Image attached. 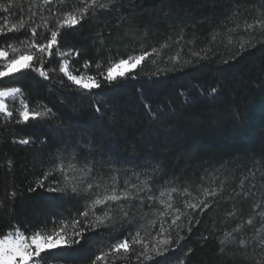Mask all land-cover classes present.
<instances>
[{"label":"trees","instance_id":"1","mask_svg":"<svg viewBox=\"0 0 264 264\" xmlns=\"http://www.w3.org/2000/svg\"><path fill=\"white\" fill-rule=\"evenodd\" d=\"M13 5L11 12H0V26L28 19L29 8L37 13L25 30L0 40L19 46L31 36L28 28L50 17L48 8L69 11L79 0L47 8L42 0H13ZM257 21H264V0H113L74 30H62L58 47L71 50L65 58L74 72L97 76L109 61L157 51L111 85L97 76L101 87L91 92L60 73L50 72L46 80L27 70L7 78L13 81L8 86L22 89L32 111L51 112L27 124L0 119V232L14 227L51 232L61 220L78 217L90 198L112 185L113 176L121 184L147 179L155 190L171 181L208 182L223 191L203 213L192 214L191 233L183 218L185 238L167 254V264H264V247L241 246L225 231L231 222L248 227V219H254V232L264 228V217L252 213L258 197L263 206L257 214L264 212V27ZM49 35L37 29V42ZM58 63L54 56L45 67ZM24 138L28 144L16 142ZM61 163L63 174L56 171ZM69 163L77 169L69 170ZM89 183L101 187L88 190ZM189 198L178 197L174 204L183 211ZM160 206L158 200L143 208L133 202L131 222L117 210L100 229L91 227L96 221L88 217L81 243L51 250L54 255L43 264H92L112 243L134 234L146 222L145 213L156 218ZM165 219L170 222L171 216ZM260 233L264 237V230ZM108 264L137 262L132 253L127 260L109 257Z\"/></svg>","mask_w":264,"mask_h":264},{"label":"snow or ice","instance_id":"2","mask_svg":"<svg viewBox=\"0 0 264 264\" xmlns=\"http://www.w3.org/2000/svg\"><path fill=\"white\" fill-rule=\"evenodd\" d=\"M65 2L66 0H42V6L47 8V6L54 3L63 5ZM112 2L113 0H107V2H104V0H79V6H74L71 10L64 12H60L59 10L53 11L51 8H48L51 14L50 17L42 16V25L37 24L35 27L28 28L27 30L30 31L31 36L19 41V46L12 43L0 44V119L6 123L27 124L31 121L43 119L51 112L50 109H45L44 111L30 110L29 104L23 99L22 89L20 87L8 86L13 81L7 78L22 74L27 70L38 73L40 77L46 80L50 78V72L60 73L68 82L80 90L91 92L93 89L101 87V80L97 79V76L111 85L118 79H124L127 75H130L146 58L152 55V53H156L157 50L153 48L152 53L143 51L140 54L129 55L127 58H121L117 61H109L108 65L103 67V70H100L102 65L98 63L96 67L100 71H98L97 76L85 74L78 70L74 72L70 69L69 60L65 57L71 54V50L62 51L58 47V38L61 36L62 30H74L89 15H96L97 10L108 9L109 4ZM13 6V0H9L7 6L0 4V12H11ZM28 12V19L21 18L17 23H12L10 26L7 22L3 26H0V40L6 39L8 33L25 30L29 20H32L37 15L31 8L28 9ZM7 19L8 17H5V21ZM50 20H54V24L51 27L49 26ZM257 23H260L264 27V21H257ZM41 27L50 34L46 38V42H37V29ZM247 27L251 28L252 25H248ZM40 35H43V32ZM54 56L59 57L58 66L46 68L45 65ZM87 67L88 65L86 64L85 68ZM133 78L135 77L133 76ZM59 82L63 84L64 79H60ZM17 102L20 107L14 112L13 108L10 107V103L15 105ZM145 107H148V105L146 104ZM96 111L99 112L100 108L97 107ZM16 142L28 144L29 140L24 138ZM9 164H11L10 161ZM64 168L65 165L63 163L58 164L56 171L63 174ZM67 168L74 171L75 165L69 163ZM88 171L90 172L91 169L89 168ZM64 179L67 182L68 177L65 175ZM137 179V183H131L130 180L126 179L124 181V188L121 190L116 186L118 178L113 176L111 178L112 186L109 188L108 185H104L103 192H98L94 198H90L85 203L84 210L79 213L78 217L69 221L61 220L58 226L51 232H48L46 229H37L32 233H27L18 227L0 232V264H38V262L39 264H43L46 258L54 255L51 250L66 249L81 243L84 232L89 227L85 221L88 220L90 214L95 216L96 221L91 227L106 225L107 222L113 220L112 213L117 210L124 219L131 222L129 212L133 202L139 201L140 207L143 208L145 202L151 206L155 200H158L163 205L165 211H158L156 218L153 219L147 218V214L145 213L141 218L145 219L146 222L140 224L134 234L129 233L127 237L112 243L109 251L97 255L92 264H98V262L108 264L109 257L113 261L115 259L127 260L132 253L135 254L137 264H149V262L153 261H156L157 264H167V254L170 251H175V248L185 238L181 235V232L185 230L183 218H187L188 227L186 230L191 233L192 214L196 213L197 210L203 213V211L208 209L210 202H207V198L218 196L223 191V188L200 189L199 191L203 198L199 199L185 188L181 194L190 198L185 200L184 210L182 211L181 208L175 207L172 203V193H176L178 191L177 188L173 187L170 190L161 191L159 197H155L151 194L148 180L139 181L138 177ZM100 187L101 185L99 184L93 185L89 183L87 185L88 190ZM71 190L74 194L77 193L76 187H72ZM49 191L63 192V188H50ZM141 193H145V195L142 196L140 195ZM11 195L15 194L11 193ZM165 195L168 197L167 200L163 199ZM236 195H240V193H236ZM122 202H127V204ZM113 205L116 207L113 208ZM100 206H103V214L96 215V211ZM188 210L191 211L189 212ZM260 215L264 216V212H261ZM168 216H171L170 222L165 219ZM196 223H199V221H196ZM173 233H175V238L173 237ZM220 243L224 244L225 241L221 240ZM138 248L140 251H137ZM159 257H163L165 260L163 262L157 261ZM180 264H184L183 260L180 261Z\"/></svg>","mask_w":264,"mask_h":264},{"label":"rangeland","instance_id":"3","mask_svg":"<svg viewBox=\"0 0 264 264\" xmlns=\"http://www.w3.org/2000/svg\"><path fill=\"white\" fill-rule=\"evenodd\" d=\"M15 87V86H14ZM23 99H24V97H23ZM10 107L11 108H13V110L15 111L16 109H19V107H20V105H19V103L17 102L15 105H12L11 103H10ZM31 110V109H30ZM75 169H77V168H75ZM74 173V172H73ZM72 182V178H69V183H71ZM205 184V185H204ZM70 185V184H69ZM262 185H264V182H263V184ZM112 186V185H111ZM111 186H109V188L111 187ZM119 189H123L124 188V184H121L119 181H118V184L116 185ZM231 186V185H230ZM239 186H240V184H239ZM72 187H76L77 188V191L79 190L78 189V187L76 186V185H73L72 183H71V185H70V188L72 189ZM149 187L151 188V191L154 193V191H155V193H158L157 194V197L159 196V194H160V192L161 191H167V190H170L171 188H173V187H175V188H177L178 189V191L176 192V193H172V203L174 204L175 203V201H177V198L178 197H180V198H183V197H188V196H185V195H182L181 193L183 192V190L185 189V188H187L188 190H189V192H191L192 193V195L194 194V192L196 193V191L197 190H200V189H203V188H208V189H219L218 187H216V186H214L212 183H210V184H208V182H204L203 184H200V182H196V183H194V181H189V182H187V183H185V184H182V185H180V186H178L177 184H176V182L174 183V182H165V183H163V184H158V188H156V190L153 188V186L152 185H150L149 184ZM252 192V191H251ZM247 197H249V194H247L246 195ZM95 197V195L93 196V198ZM165 197H167V195H165ZM196 197L199 199V198H203L202 197V195H200V194H196ZM164 199V198H163ZM168 199V198H167ZM167 199H165V200H167ZM211 199H213V197H208L207 198V202H210V200ZM261 200H262V197H258V198H256L255 200H254V209H253V212L252 213H256V215L257 216H260V217H264V216H261L260 214H257L258 213V211L260 210V207H262L263 205L261 204ZM156 201V200H155ZM155 201H153V202H155ZM245 202V201H244ZM161 204L159 203V206H160ZM115 205H113V207H114ZM174 206L175 207H179L177 204H174ZM160 207H163V205H161ZM264 208V207H263ZM161 211H165V209H161ZM103 214V206H100V208H98L97 209V211H96V215H102ZM253 215V214H252ZM89 218H93L94 220H95V216H92L91 214H90V216H89ZM166 218V217H165ZM263 220H264V218H263ZM66 221V220H65ZM249 221H251V223H249ZM247 223H248V227L247 226H245V227H241V226H237L236 225V223H234V222H231V224H230V228H227L225 231H226V233L227 234H231V235H228L227 236V238L228 239H233L234 241H239V243L241 244V246H244V247H249V248H252V247H254V249H255V247L256 246H259V247H264V237L262 236L261 237V231H263L264 230V228H262L261 226H260V228H258L257 229V231L256 232H254L253 230H252V225H253V223H254V219H248L247 220ZM236 225V226H235ZM259 225H261V223L259 224ZM264 226V225H263ZM97 229H100V227H97ZM224 231V232H225ZM238 231H240L238 234H235L236 232H238ZM257 233H259V237L258 236H256V234ZM241 241H243V243H241ZM108 249V248H107ZM104 250L103 251V253L104 252H108L109 250ZM256 249H258V248H256ZM102 254V253H101ZM101 254H99V255H101ZM38 264H39V262H38Z\"/></svg>","mask_w":264,"mask_h":264}]
</instances>
